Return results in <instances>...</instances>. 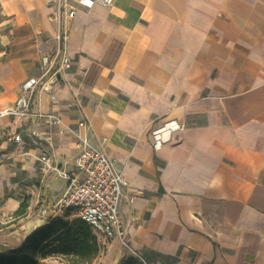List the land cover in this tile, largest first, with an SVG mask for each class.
<instances>
[{"label": "crops", "instance_id": "obj_1", "mask_svg": "<svg viewBox=\"0 0 264 264\" xmlns=\"http://www.w3.org/2000/svg\"><path fill=\"white\" fill-rule=\"evenodd\" d=\"M69 5L0 0V111L35 78L33 111L87 124L127 184L119 213L141 262L264 264V0ZM63 30L71 67L43 77ZM165 121L185 127L155 148ZM78 154L71 134L0 118V253L34 234Z\"/></svg>", "mask_w": 264, "mask_h": 264}, {"label": "built area", "instance_id": "obj_2", "mask_svg": "<svg viewBox=\"0 0 264 264\" xmlns=\"http://www.w3.org/2000/svg\"><path fill=\"white\" fill-rule=\"evenodd\" d=\"M57 11L61 10L69 17H73L74 10H70L69 0H55ZM113 0H79L82 6H90L95 3L110 5ZM58 43L52 56L43 59L45 72L43 77L49 74L58 63L59 69H69L71 60L66 55L67 34L63 30L57 37ZM38 80L31 78L21 84L20 94L15 105L0 111V118L14 117L19 119H33L50 128L56 136L71 134L75 138L76 148L79 151L74 169L70 173L63 174L66 179V190L51 207L38 211V218L46 222L59 216H72L86 223L95 235L103 239L116 240L128 246L126 230L119 213L123 188L127 185L117 163L111 160L95 145L88 140L89 127L85 122L76 124V128L63 124L62 119L55 113H42L33 111L34 89ZM54 99V96H51ZM74 106V104H70ZM184 124L175 121H165L163 126L151 132L154 147L169 141L173 132L184 129ZM19 141V137L15 139ZM47 151L40 158L45 164L50 162ZM143 264H145L143 262Z\"/></svg>", "mask_w": 264, "mask_h": 264}, {"label": "trees", "instance_id": "obj_3", "mask_svg": "<svg viewBox=\"0 0 264 264\" xmlns=\"http://www.w3.org/2000/svg\"><path fill=\"white\" fill-rule=\"evenodd\" d=\"M28 205L22 202L14 213L20 219L26 213ZM45 256H71L80 263H89L100 250L97 236L81 220L68 221L51 218L46 224L28 237L18 249L0 254V264H46L36 256L37 251ZM123 264H143L140 259L129 258Z\"/></svg>", "mask_w": 264, "mask_h": 264}, {"label": "rangeland", "instance_id": "obj_4", "mask_svg": "<svg viewBox=\"0 0 264 264\" xmlns=\"http://www.w3.org/2000/svg\"><path fill=\"white\" fill-rule=\"evenodd\" d=\"M35 209L36 208L32 210V214H34ZM32 214L29 215L31 216V218L37 216L38 211H36L35 216H33ZM56 219H63L68 221L77 220L75 219V217L66 216V215L59 216ZM12 223H16V222H12ZM13 229L15 228L11 227L7 230H13ZM96 236L98 239V243H100V250L97 256L94 258V260H92L89 263H82V262L79 263L77 259H73L71 256L63 257L60 255L57 256L50 254L49 256H45L44 258H42V252L40 250L37 251L36 256L42 263H46V264H123V262L128 260L129 258H134L136 260L139 259L137 257H134L130 253L128 246L120 243L119 241L110 240V239L106 240L99 237L98 235Z\"/></svg>", "mask_w": 264, "mask_h": 264}, {"label": "water", "instance_id": "obj_5", "mask_svg": "<svg viewBox=\"0 0 264 264\" xmlns=\"http://www.w3.org/2000/svg\"><path fill=\"white\" fill-rule=\"evenodd\" d=\"M46 224V221L42 218H37L34 221H31L26 224L25 231H27L28 234H33L37 229H40Z\"/></svg>", "mask_w": 264, "mask_h": 264}]
</instances>
